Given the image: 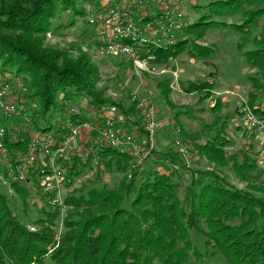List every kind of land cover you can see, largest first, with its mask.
<instances>
[{"label":"trees","instance_id":"16d2710c","mask_svg":"<svg viewBox=\"0 0 264 264\" xmlns=\"http://www.w3.org/2000/svg\"><path fill=\"white\" fill-rule=\"evenodd\" d=\"M91 2L96 0H0V71L27 79L29 97L40 101L32 116V123L40 132H61V127L54 129L53 118L48 120L47 115L50 111L63 110L69 100H76L84 93L93 97L90 103L97 108L106 102L91 91L100 74L86 51L80 50L73 58L55 57L41 50L38 41L33 39L35 35L73 26L77 16L85 18L88 13L82 3ZM208 8L209 13L182 29L176 44L150 48L148 52L155 55L153 61L167 63L177 57L191 41L187 34L195 37L193 49L189 50L192 56L207 58L215 49L199 44L198 40L208 27L228 26L247 33L251 25L258 26L264 18V0H214ZM66 11L72 12L70 18L52 25L51 20ZM228 14H241L242 21L228 23L214 18ZM254 42L255 47L244 54L262 79L249 76L253 88L248 100L253 111L264 118V106L256 105L259 92L264 90V24ZM242 46L240 43L239 47ZM160 85L166 87L162 92L171 103L170 84L163 81ZM214 87L208 80H190L183 90L202 93L200 101H203L212 97ZM140 109L139 101L133 100L122 111L130 121ZM74 117L71 116L72 121ZM135 121L140 124V120ZM0 125H5L4 119H0ZM224 128L221 125L217 134L205 143L191 139L194 152L218 166H231L233 161L232 167L237 173L254 169L255 164L249 157H244L241 163L235 156L226 154L228 139ZM22 135L18 141L5 137L9 156L15 158L12 149L27 151L31 136L27 131ZM98 153L103 157L112 156L119 170L132 171V176L129 173L130 179L124 177L116 187L92 188L81 195L67 196L64 204L69 208L64 217V232L57 228L64 204L56 202L40 208L35 229H31L19 219L9 196L0 189V264H216L211 262L216 256L226 258L230 264H264V183L252 182L247 189H240L215 169H197L191 171V180L181 198L175 178L191 167L186 166L174 147L163 155L167 171L155 170L139 184L136 182L138 168L132 167L129 154L110 146L99 149ZM92 157L91 152L80 165L88 166ZM81 158L73 154L68 159L73 161L69 178L81 174L78 165ZM10 181L27 211L28 189L17 180ZM195 232L204 237L203 248L192 238Z\"/></svg>","mask_w":264,"mask_h":264},{"label":"rangeland","instance_id":"374dc122","mask_svg":"<svg viewBox=\"0 0 264 264\" xmlns=\"http://www.w3.org/2000/svg\"><path fill=\"white\" fill-rule=\"evenodd\" d=\"M106 1L96 0V3H82L88 12L85 18L84 16H77L76 23L71 27L33 37L38 41L41 50L55 57L63 55L65 58H73L79 54L80 50L86 51L99 69L100 78L92 85L91 91L98 93L100 98L106 102L97 108L90 103L93 97L87 93L77 97L76 100H69L63 110L50 111L47 115L48 120L53 118L54 129L61 127L62 131L59 133L66 132L62 127L72 116L67 113L66 107L76 105L80 108V113L74 115V122L83 125V149L88 146L89 137H96L100 129L108 123L122 127L127 133L135 134L144 146L151 148V142L145 128H142L143 130L139 128V126L145 127L146 123L143 110L140 109L139 112L135 113L130 121H127L122 111V108L129 107L133 100L139 102L144 100L150 103L156 116L164 122V126L157 132L156 136L158 133H163L165 143L159 144L155 136L152 153L150 152V155L138 164L136 175L138 184L155 170L167 171L166 164L162 162V159L169 148L174 147L171 133L177 125H180L184 134L188 135L184 136L183 134L184 138L188 140L194 138L197 143H205L212 139L221 125H225L224 134L228 139V144L225 146L226 154L235 156L241 163L244 161V157H249L255 164L254 169H242L241 173H237L232 167L233 161H231V166H218L195 151L192 167L189 170L181 171L175 178V181L179 183L181 198L184 197L185 187L191 180V171L197 169H215L231 184L240 189H247L252 182L264 183V135L248 127L241 104L243 98L249 99V93L253 88L249 76L262 79L258 69L250 65L244 53L255 47L254 37L261 31L264 18L258 26L251 25L247 33H242L228 26L208 27L204 36L198 40L199 44L215 49L207 58L192 56L189 50L193 49L195 37L193 34H187L191 41L187 43L186 49L177 57H172L167 63L152 61L159 69L167 67L169 70H177L178 75L174 76L170 71L165 73L152 72L146 68L147 66L151 67L150 64H146V67L145 64L139 66L130 57L109 53L103 48L96 30L88 19L91 14L103 11V3ZM212 1L214 0H179V7L177 8L185 14L187 25L209 13L208 4ZM71 14L72 12L69 11L64 12L61 17L51 20L52 25L58 22H66ZM214 18L228 23L242 21L241 14L214 16ZM240 43H243L242 47H239ZM63 57L58 60L59 63L64 59ZM3 80L10 82L12 92L8 99L15 101L20 110L18 115L7 118L0 109V119H4L6 125H2L6 129V136L10 141H18L22 138L23 132L27 131L32 139L41 133L36 130L32 123L34 110L40 107V101L37 98L29 97V85L25 77L10 72L3 74L0 71V81ZM190 80L213 82L215 87L212 97L200 101L202 93H186L183 87ZM163 81L170 84L171 90L168 98L171 99V103L166 101L162 92L166 89L160 85V82ZM256 105L264 106V90L259 92ZM52 113L54 114L49 116ZM135 120H140V124H135ZM93 127L96 129L92 130ZM18 129L20 130L18 131ZM4 146V151L0 152V189L9 196L10 204L19 219L31 229H35L34 223L40 215V208L48 207L56 202L63 205L67 196L71 194L81 195L92 188L119 186L122 179L126 176L129 178L128 174L132 172L119 170L116 159H113L112 156L103 157L97 150L92 152L93 157L88 166L80 165L81 162H86L88 158L82 157V160L78 162L82 169L81 174L69 178V167L73 165L72 160L56 161L54 170L51 166L50 157L41 156L33 165L29 166L28 180L19 182L29 191L27 196L29 209L26 211L23 200L12 187L10 179L14 180L18 165L25 162L27 151L12 149L14 158L12 155H8L9 148L6 143ZM55 171L61 175L60 182L46 178L48 175L54 176ZM242 175L247 178H243ZM71 180L74 181L72 184H70ZM68 208V205L62 206V214L57 220V228L60 232L65 231L63 222ZM192 238L203 248V236L195 232L192 233ZM211 262L230 264L222 256L212 258Z\"/></svg>","mask_w":264,"mask_h":264},{"label":"built area","instance_id":"2783aa9c","mask_svg":"<svg viewBox=\"0 0 264 264\" xmlns=\"http://www.w3.org/2000/svg\"><path fill=\"white\" fill-rule=\"evenodd\" d=\"M179 0H107L103 3L104 10L89 16V23L96 30L103 48L113 54L130 57L140 64H150L146 67L152 72L165 73L170 71L174 76L178 71L167 67L159 69L152 61L153 53L150 48L167 47L176 44L182 29L186 26L185 14L180 11ZM89 11H91L89 9ZM140 62V63H139ZM142 67V68H145ZM12 92L10 82L0 81L1 113L11 118L20 113L15 101L8 99ZM146 119L145 130L151 142V148H146L133 133H127L122 127L112 123L104 125L96 137L90 136L88 146L83 149V135L81 124L69 119L62 127L67 129L61 134L53 130L39 133L31 139L27 148L26 160L18 165L14 180L24 182L28 180L29 166L33 165L41 156L50 157L51 166L55 170L58 160H68L73 154L87 158L93 151L106 146L116 148L122 153L129 154L133 159L132 167L137 168L150 153L157 132L164 126V122L156 116L150 103L139 102ZM242 111L248 127L264 135V118L257 115L248 99L243 98ZM70 115H78L80 108L76 105L66 107ZM26 115V113H25ZM22 115V116H25ZM27 116V115H26ZM96 129V127H93ZM20 129H18L19 131ZM6 129L0 126V152L5 148ZM86 141V142H87ZM172 143L175 149L184 158L187 167H192L194 159L193 143L183 137V130L177 125L172 130ZM130 177L132 174L130 173ZM47 180L54 179L60 182L61 175L54 172V176H47Z\"/></svg>","mask_w":264,"mask_h":264},{"label":"crops","instance_id":"0c3cea01","mask_svg":"<svg viewBox=\"0 0 264 264\" xmlns=\"http://www.w3.org/2000/svg\"><path fill=\"white\" fill-rule=\"evenodd\" d=\"M156 140L158 141L159 144H164L165 143V139H164V135L163 133H158V136H156Z\"/></svg>","mask_w":264,"mask_h":264}]
</instances>
